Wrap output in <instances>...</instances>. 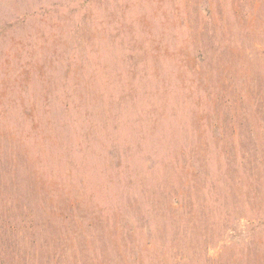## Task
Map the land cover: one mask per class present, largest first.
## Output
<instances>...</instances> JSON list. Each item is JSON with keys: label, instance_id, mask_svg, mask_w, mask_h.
<instances>
[{"label": "rangeland", "instance_id": "1", "mask_svg": "<svg viewBox=\"0 0 264 264\" xmlns=\"http://www.w3.org/2000/svg\"><path fill=\"white\" fill-rule=\"evenodd\" d=\"M0 264H264V0H0Z\"/></svg>", "mask_w": 264, "mask_h": 264}, {"label": "trees", "instance_id": "2", "mask_svg": "<svg viewBox=\"0 0 264 264\" xmlns=\"http://www.w3.org/2000/svg\"><path fill=\"white\" fill-rule=\"evenodd\" d=\"M177 206L179 207V201H177ZM3 237V236H2Z\"/></svg>", "mask_w": 264, "mask_h": 264}]
</instances>
